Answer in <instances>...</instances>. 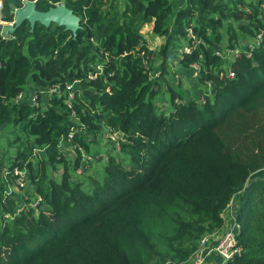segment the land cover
<instances>
[{"label": "trees", "instance_id": "1", "mask_svg": "<svg viewBox=\"0 0 264 264\" xmlns=\"http://www.w3.org/2000/svg\"><path fill=\"white\" fill-rule=\"evenodd\" d=\"M26 2L42 12L63 3L79 29L25 21L0 34V127L27 137L11 164L0 157V264H185L204 236L226 230L232 203L241 252L225 264H264V0H186L176 10L174 0H126L123 9L119 0H0V21L13 22ZM145 26L165 38L159 53ZM240 37L253 45L224 66L217 53ZM180 42L190 52L178 54L176 73L196 65L202 89L185 101L165 83V110L153 99L170 73L169 45ZM28 83L45 89L37 106L15 102ZM108 131L120 157L108 152L101 180L81 189V155ZM63 143L77 151L73 163ZM16 170L28 174L35 207L17 208L8 193Z\"/></svg>", "mask_w": 264, "mask_h": 264}, {"label": "rangeland", "instance_id": "2", "mask_svg": "<svg viewBox=\"0 0 264 264\" xmlns=\"http://www.w3.org/2000/svg\"><path fill=\"white\" fill-rule=\"evenodd\" d=\"M0 26H11V25L0 23ZM150 30L151 29L149 26H145L141 30V33L143 34L145 38L149 40V47L152 50H154L156 53H159L161 48L165 44V38L155 37L151 35ZM0 34L4 36V34L1 31H0ZM253 43L254 42L250 39H245L243 37H240L239 42L234 43L235 45L233 44V47L231 49H225L224 47H222V52L220 54H221V57L223 58L224 66H226L228 62L233 58V56L237 53L236 52L237 49L238 51L239 50L245 51V49L248 46L253 45ZM178 45L177 43H170L169 45L168 52H167V64H168L170 73L168 74V76H166V81L162 85V89H161L162 92L160 93V95H157L153 99V102L155 103L157 107L165 109V110L169 109V92L167 91V86L165 85V83H167L168 86L176 90L178 89L183 90L185 101H188L193 98L196 99L197 97H199V95H197V92L199 93V90L202 89V86H200V84L197 81V77H198L197 71L195 72L194 70H191V69H185V70H182L180 73H176V71L179 70L177 66L178 54L180 53L179 50L182 47V45L185 46V44L180 42L178 43ZM162 59L163 58L158 55V58L152 64L153 73H154L152 75V81L158 76V72L160 70V64H161ZM31 85H32L31 83H28L24 87V90L21 93V97L18 99L19 103H22V104L27 103L28 105L35 106L38 97L42 99L44 98V96H46L45 89H37V87H35V89L32 90L30 88L32 87ZM19 129H20V126L0 127V157L4 159V163H7V164L12 163L10 160L15 154L18 141L21 139L27 138L24 134L19 133L20 131ZM85 138L88 141L92 139L91 136H86ZM95 140H96V143H89V146H90L89 148L91 151L90 156H92L91 160H90V157L88 159L90 162L85 164V166L81 168V170L78 171L77 173L78 175L74 177V179L81 184L80 185L81 189L92 188L94 184V179H97L99 181L101 180L102 173H103L102 172L103 166L106 163V157H107L108 152L115 157H118V158L120 157V153L118 152V149L115 148L114 144L111 141V138L109 137L107 133L105 134L102 133L98 135L95 138ZM61 152L63 154L64 160L67 163H73L75 161L76 156H77V151L73 147L69 146L68 144L63 143L61 145ZM85 154L86 153H82V155H85ZM41 155L44 157L47 154L46 152L41 151ZM121 158H122L121 161H125L123 157ZM36 164L37 163L35 162L34 165ZM4 168H7V166L5 165ZM4 168L2 169L0 173V180H1V177H3V175L6 172V169L4 170ZM56 168L57 169L55 171L50 169L49 175L52 178H55L58 180L61 177L62 170H61V167H59V164H56ZM27 176L28 174L25 172L26 184L24 187H19L14 184L9 186L8 193L11 194L15 198L17 208L35 207L36 203L39 200V197H37L35 194L36 192L35 188L29 185V180ZM261 207L264 208V204ZM84 215L85 214H77L74 216V218L76 220H79L82 217H84ZM236 216H237V208L235 204L232 203L229 205L228 209L223 214V218L226 222V229H230L229 226H232V225L234 226V223H236ZM5 220L8 222L11 221V217L5 216ZM3 224H4V220L0 218V228H2ZM220 235L218 237L215 236L216 237V239H214L215 241L213 240V236H214L213 234L204 236L208 238L207 248L205 249V252L216 244ZM42 242L40 241L38 242V244ZM212 254H213V257L216 256L217 259L220 260L217 254H214L211 252L210 255H208L205 258V261H204L205 264L212 262L213 260ZM192 259L193 257L190 259L189 262L185 264H191Z\"/></svg>", "mask_w": 264, "mask_h": 264}, {"label": "built area", "instance_id": "3", "mask_svg": "<svg viewBox=\"0 0 264 264\" xmlns=\"http://www.w3.org/2000/svg\"><path fill=\"white\" fill-rule=\"evenodd\" d=\"M0 23L13 25V22L6 23V22L0 21ZM257 40H259V37L257 38ZM179 51H180V54L189 53L190 49L188 47H184L182 50H179ZM217 56H221L220 52L217 53ZM193 70L197 71L198 67L196 65H194L193 66ZM231 76H232V73L230 71H228V77H231ZM68 89H70V88H68ZM50 91H52V92L53 91H57V89L50 90ZM70 91H71V89L68 90V92H69L68 93V101L71 100L72 97H73L72 93H70ZM20 97H21V94L16 98L15 102H18L19 101L18 99ZM35 106H37V104H35ZM81 126H83V125H81ZM75 132L76 131H73V130L70 132V134L68 136V142L72 138V136L74 135ZM107 134L111 138L112 143H114V146L117 149H119V146L117 144L118 139H119V135L115 134V133H110V131H108ZM89 157H90V160H91L92 156L87 155V154L82 155L81 165L78 168L77 173H78L79 170H81V168H83L85 166V164L90 162L88 160ZM14 175L16 176V180H15L16 184L15 185H17L19 187H24L25 184H26L25 172L16 170L14 172ZM237 230H238V227L236 225H234L233 228L226 229L220 235V237L217 240L216 244L214 246H212V248L208 249L206 252H205V249L207 248L208 238L207 237L202 238V240L200 242L199 249L193 255V259H192V263L191 264H203L204 261H205V258L208 255H210L211 252L214 253V254H217L219 256L220 264H225L227 261L231 260L234 256L240 254L241 247L239 246L238 241H237Z\"/></svg>", "mask_w": 264, "mask_h": 264}, {"label": "water", "instance_id": "4", "mask_svg": "<svg viewBox=\"0 0 264 264\" xmlns=\"http://www.w3.org/2000/svg\"><path fill=\"white\" fill-rule=\"evenodd\" d=\"M25 21L29 23L31 30L36 23L45 27L51 24L62 26L73 35L79 29V18L63 3L42 12L36 9L33 2H26L22 8L15 11L13 25L0 26V31L4 34V38L12 34Z\"/></svg>", "mask_w": 264, "mask_h": 264}, {"label": "crops", "instance_id": "5", "mask_svg": "<svg viewBox=\"0 0 264 264\" xmlns=\"http://www.w3.org/2000/svg\"><path fill=\"white\" fill-rule=\"evenodd\" d=\"M185 1L186 0H174V10H176V9H179V8H181V7H183L184 5H185ZM125 2H126V0H119V4H120V9H123V7H124V5H125ZM150 27V29H151V26H149ZM151 31V30H150ZM151 33V32H150ZM152 35V34H151ZM154 36V35H153ZM155 37H157V36H155ZM145 38V37H144ZM163 38V37H162ZM145 40H147V43H148V46H149V40L147 39V38H145ZM150 48V47H149ZM151 49V48H150ZM152 50V49H151ZM32 87H30L32 90L33 89H35V86L32 84L31 85ZM29 94V93H28ZM19 102V101H18ZM25 104H27V103H25ZM28 105V104H27ZM17 205V204H16ZM234 225H235V223H234ZM225 227H226V222H225ZM230 228H233V225L232 226H229ZM221 233H219V234H216V235H214L213 236V240L214 239H216V237L215 236H219ZM215 237V238H214ZM215 241V240H214ZM212 262H209L210 264H218V263H220V260H218L217 259V257L215 256V257H213V254H212ZM210 260V259H209Z\"/></svg>", "mask_w": 264, "mask_h": 264}]
</instances>
